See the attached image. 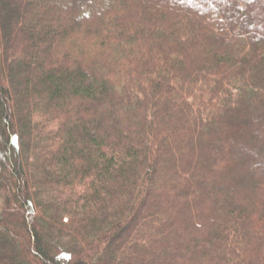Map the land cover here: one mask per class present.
<instances>
[{
  "label": "trees",
  "instance_id": "trees-1",
  "mask_svg": "<svg viewBox=\"0 0 264 264\" xmlns=\"http://www.w3.org/2000/svg\"><path fill=\"white\" fill-rule=\"evenodd\" d=\"M50 1L0 0V264H264V0Z\"/></svg>",
  "mask_w": 264,
  "mask_h": 264
},
{
  "label": "rangeland",
  "instance_id": "rangeland-1",
  "mask_svg": "<svg viewBox=\"0 0 264 264\" xmlns=\"http://www.w3.org/2000/svg\"><path fill=\"white\" fill-rule=\"evenodd\" d=\"M66 0H52V1H50L49 2V4L50 5H55L57 2H58V4H60V3H64ZM214 1H216V0H212L211 2H214ZM90 7L92 8V9H95L96 8V4L94 3V2H90ZM91 8H89V9H83V7H81V9L80 10H78L77 12L78 13H76V15H74V16H71V15H66V16H64L63 17V19L65 20V22H63V24L65 23H68V21H70V20H72V19H77V20H81V21H84V20H88V16H87V13L91 10ZM17 10V8L15 7V8H13V9H11V12H10V16L11 17H14L15 16V11ZM19 10V9H18ZM242 126H240V129H239V131H238V136L236 135H232V134H230V135H228L227 136V138H230L231 140H233V141H236V142H241V141H248V134H249V132L246 130V128H245V123H243V124H241ZM240 132V133H239ZM239 142H238V144H239ZM255 148V147H254ZM261 157L262 156V153H257V155H256V157L255 158H257V157ZM246 164H247V162L246 161H242V162H236V163H234V165L232 166L233 168H231L230 169V172H232L233 170L232 169H234L235 167H237V168H239V169H248V166H246ZM243 179V178H242ZM248 180H250V176H246V178H244V180H242L244 183L246 182L247 183V181ZM201 224L202 223H197L196 224V226L198 227H202L201 226ZM195 226V227H196Z\"/></svg>",
  "mask_w": 264,
  "mask_h": 264
}]
</instances>
